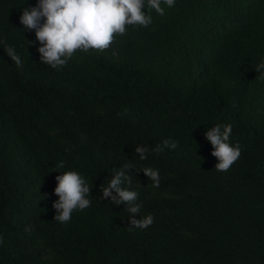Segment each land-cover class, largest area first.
<instances>
[{
	"label": "trees",
	"instance_id": "1",
	"mask_svg": "<svg viewBox=\"0 0 264 264\" xmlns=\"http://www.w3.org/2000/svg\"><path fill=\"white\" fill-rule=\"evenodd\" d=\"M14 1L0 0V264H264V147L251 166L244 161L219 174L212 168L219 162L213 147L199 137L202 127L220 120H253L251 132L264 135V109L257 110L264 71L255 70L264 63V0H176L175 7L165 6L167 15L152 30L194 35L170 63L185 80L175 82L180 87L173 96H141L145 105L134 118L119 101V92L135 86L132 73L118 77L99 65L93 75L65 80L18 41ZM210 13L234 18L235 32L213 34ZM154 45L164 46L163 40ZM203 63L213 73L204 98L188 83ZM171 124L183 128V141L157 155L151 149ZM137 146L149 148L146 160ZM129 161L136 170L152 166L161 177L155 188L133 169L131 185H124L139 193L136 218L155 217L146 230L130 231L124 206L101 199V185ZM68 170L87 179L92 205L62 225L52 205L59 200L56 177Z\"/></svg>",
	"mask_w": 264,
	"mask_h": 264
},
{
	"label": "clouds",
	"instance_id": "2",
	"mask_svg": "<svg viewBox=\"0 0 264 264\" xmlns=\"http://www.w3.org/2000/svg\"><path fill=\"white\" fill-rule=\"evenodd\" d=\"M175 4L176 0H15L11 4V16L14 29L18 31L16 37L22 46L26 50H32L47 68L54 70L65 80L73 79L70 77L83 79L91 72L93 75L99 65L108 66L118 77L132 73L137 78L135 86L127 94L119 92V101L123 109L129 111V116L134 118L145 105L141 96L149 99L160 92L173 96L180 87L175 82L183 83L185 80V73L173 68L170 63L176 52L187 47L188 37L193 38L194 35L191 32L190 36L184 37L185 33L177 35L176 31L163 33L152 30L153 25L161 23L160 19L167 15L165 6L173 8ZM16 17L18 24L15 26ZM207 20L213 34L220 32L231 35L237 29L233 25L234 18L227 14L210 13ZM188 24L185 32L191 23ZM198 28L203 30L204 24ZM151 32L154 33L153 40L149 39ZM157 37L160 38L156 39ZM159 40H163L164 46L153 47L152 44ZM5 51L18 67H22L21 58L13 47L7 46ZM148 59H153L154 62L150 63L151 60ZM255 70L258 73L264 71V63ZM212 74V67L203 63L191 73L188 83L195 85H192L193 90L204 98L209 90ZM259 79L264 81V74ZM263 98L264 90L261 100ZM259 109H264V100L259 102L257 110ZM252 121L240 124L233 120H220L212 126L202 127L199 137L205 147L208 144L207 148L210 145L213 147L211 155L219 161L215 168L212 166L215 172L229 173L232 166L234 169L244 161L251 166L252 158L257 155L259 148L264 147V135L251 132ZM126 125L132 129L130 120ZM259 130L255 129L256 132ZM157 131L159 133L161 130ZM162 131L158 134L161 139L154 143L157 146L151 149L157 155L163 151L172 152L183 141L180 133L184 131L179 125L171 124ZM135 152L143 161L148 158L149 148L137 146ZM57 167L64 168V162L60 161ZM133 169L136 170L129 161L116 170L107 185H101V199L110 198L111 204L124 206L129 214L130 231L146 230L154 224L155 217L148 214L137 219L142 210L139 193L124 186L126 183L131 185ZM136 171L143 172L152 182V187L160 186L158 169L143 167ZM241 176L244 177V174ZM252 178L248 176L246 180L250 181ZM56 180L58 185L55 194L59 196V200L52 205L56 211L54 219L64 225L71 222L74 212L91 207L92 187L75 170L64 171ZM25 230L30 232L31 227H26Z\"/></svg>",
	"mask_w": 264,
	"mask_h": 264
},
{
	"label": "bare ground",
	"instance_id": "3",
	"mask_svg": "<svg viewBox=\"0 0 264 264\" xmlns=\"http://www.w3.org/2000/svg\"><path fill=\"white\" fill-rule=\"evenodd\" d=\"M151 164H152V163H151ZM151 164H150V165H151ZM153 166H154V165H153ZM150 167H152V166H150Z\"/></svg>",
	"mask_w": 264,
	"mask_h": 264
}]
</instances>
